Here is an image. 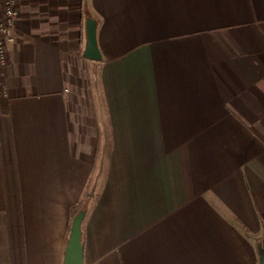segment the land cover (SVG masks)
<instances>
[{"label":"crops","instance_id":"obj_1","mask_svg":"<svg viewBox=\"0 0 264 264\" xmlns=\"http://www.w3.org/2000/svg\"><path fill=\"white\" fill-rule=\"evenodd\" d=\"M0 67V264H260L264 0H17ZM96 22L99 59L83 56Z\"/></svg>","mask_w":264,"mask_h":264},{"label":"water","instance_id":"obj_2","mask_svg":"<svg viewBox=\"0 0 264 264\" xmlns=\"http://www.w3.org/2000/svg\"><path fill=\"white\" fill-rule=\"evenodd\" d=\"M96 22L93 19L86 21V46L83 56L89 59H99L100 54L96 45L95 37ZM84 212L77 213L70 225L69 236L64 250L63 264H81L82 246L80 242V225ZM260 255V264H264V249Z\"/></svg>","mask_w":264,"mask_h":264},{"label":"built area","instance_id":"obj_3","mask_svg":"<svg viewBox=\"0 0 264 264\" xmlns=\"http://www.w3.org/2000/svg\"><path fill=\"white\" fill-rule=\"evenodd\" d=\"M17 0H0V67L7 63V51L15 41L18 17Z\"/></svg>","mask_w":264,"mask_h":264},{"label":"trees","instance_id":"obj_4","mask_svg":"<svg viewBox=\"0 0 264 264\" xmlns=\"http://www.w3.org/2000/svg\"><path fill=\"white\" fill-rule=\"evenodd\" d=\"M83 211L85 213L86 211V204L84 201V198L79 199L71 208H70V214H69V219H70V225L72 223L73 217Z\"/></svg>","mask_w":264,"mask_h":264},{"label":"rangeland","instance_id":"obj_5","mask_svg":"<svg viewBox=\"0 0 264 264\" xmlns=\"http://www.w3.org/2000/svg\"><path fill=\"white\" fill-rule=\"evenodd\" d=\"M262 251H263V250H262V248H261V249H259V253H260V255H261Z\"/></svg>","mask_w":264,"mask_h":264}]
</instances>
